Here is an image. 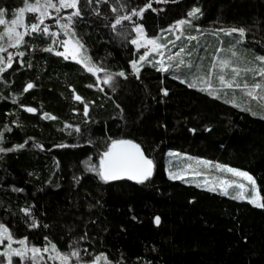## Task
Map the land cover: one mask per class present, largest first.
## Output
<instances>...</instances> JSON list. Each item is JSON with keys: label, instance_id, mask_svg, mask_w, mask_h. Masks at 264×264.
Wrapping results in <instances>:
<instances>
[{"label": "trees", "instance_id": "obj_1", "mask_svg": "<svg viewBox=\"0 0 264 264\" xmlns=\"http://www.w3.org/2000/svg\"><path fill=\"white\" fill-rule=\"evenodd\" d=\"M23 5L0 0L8 22ZM78 10L66 23L71 36L113 79L100 82L81 63L53 51L65 38L55 19L44 24L58 31L56 37L29 32L3 52L0 225L30 249L55 245L67 264H264V207L172 180L165 169L167 152L179 151L247 171L264 203V120L224 100L234 98L257 113L261 102L240 89H219L215 99L188 87L201 70L218 81L211 69L221 47L241 45L239 57H230L237 68L264 66L256 59L264 56V0H79ZM124 16L130 19L113 28ZM184 20L187 38L180 42L191 43L200 70L163 72L153 63L137 74L136 26L157 38ZM232 28L245 29V36L226 35ZM242 73L241 84L261 82L253 72ZM29 83L33 87L25 91ZM113 140L140 145L154 165L148 180L101 179L100 160ZM6 262L0 255V264ZM12 264L37 263L25 256L13 257Z\"/></svg>", "mask_w": 264, "mask_h": 264}, {"label": "snow or ice", "instance_id": "obj_2", "mask_svg": "<svg viewBox=\"0 0 264 264\" xmlns=\"http://www.w3.org/2000/svg\"><path fill=\"white\" fill-rule=\"evenodd\" d=\"M78 3L79 0H58V4L53 2V0H24V5L20 9H18L14 14V18L11 19L10 22L6 21L5 12L3 10H0V26L3 27V32L0 33V52H6L7 48H16L21 43L24 42V36L29 34V32L35 33L39 31H43L44 33H47L49 31L48 26L44 24V19L49 16V9L55 10L56 13H59L61 9L70 8V9H76L72 13V15L79 16L80 12L78 10ZM151 5H148L150 7ZM141 12L133 11L132 15H141ZM33 13L35 14V21L29 20L27 23H25V13ZM199 12V9H194L193 12L190 13L191 16L196 17L197 13ZM68 19H71V16L68 17ZM121 19L127 20L130 19L129 16H124L122 18H117L115 21V24H113V28L116 27V25H119L121 23ZM186 21H181L180 24H184ZM41 25H43V28L41 29ZM67 27V26H65ZM24 28L26 29L25 32H21L18 29ZM137 32L142 33L143 29L138 27L136 29ZM233 33H238L239 37L243 38L245 36V29L243 28H232L225 31L226 35H232ZM55 35V33H53ZM189 39H195V37H190ZM7 41V46H5L4 41ZM133 44H137V46L140 45L138 40H133ZM147 44L153 45L154 50L158 47L157 42L155 40H147ZM65 50L67 51V42H64ZM79 47H82L80 45ZM46 51H52L51 48L45 49ZM184 51L183 48L180 49V52L182 53ZM20 56H23V53H19ZM57 55H62V53H57ZM75 51H73V56L75 58ZM177 56L180 55V53L176 54ZM233 56H236V53L232 52ZM169 59H174V57H169ZM257 60L260 61L261 65H264V57H257ZM83 62L85 67L90 72H99L101 69L96 68L94 65L90 66V62L87 57H82L80 61ZM0 63H4V57H0ZM160 63V67L157 69L158 71L168 72L169 67H165L163 61L158 62ZM184 61L180 60L178 64H183ZM12 64V55L9 54L7 57V67H11ZM230 61L229 60H223L220 59L217 62H214L212 64V68L215 69L217 65L220 69V75H218L217 79L219 80L222 87H227L230 89H240L244 92V95L249 97L251 100L259 101L261 102L259 104V113L256 111H252L248 107H240L241 111H250L253 116H258L259 119L264 120V66L259 68H245L240 69L237 67L231 68L232 78L230 80H226L224 70L229 67ZM133 69L136 71V73H139V68L135 63L132 65ZM5 69L0 68V72H3ZM253 72L256 75H259L261 77V82L259 83H253L251 86H249L247 83H239L238 78L241 76V72ZM118 75L124 76V73L121 72ZM211 75V71L208 74ZM173 78H177L173 76ZM112 79L111 76H108L104 83H109V81ZM197 81L210 86V80L206 78L205 76H198L196 79L188 83V87L196 88L197 87ZM184 80H181V83H184ZM33 87V84L29 83L27 87L25 88V91L28 89H31ZM198 90L200 91H207L209 95L213 96L215 99H219L220 97L216 95V91L213 90L209 91L206 87H200ZM260 90V91H257ZM167 91H164V95H167ZM77 100H80L81 98L79 96H76ZM225 103H232L233 107H238L235 103V99L233 98L232 101H229L227 98L224 100ZM29 112H34L35 109L28 108L26 109ZM85 112H87V106L85 108ZM47 115V114H46ZM52 119H55V117H51ZM79 131V129H76ZM2 136V134H0ZM14 149H8V151H12ZM5 151V149L0 148V152ZM197 163H202L204 165H209L210 162L208 161H197ZM153 161L149 159L144 152L142 151L140 145L130 141V140H113L111 143V146L108 148V150L103 154L101 160H100V170L98 172V175L101 177L102 180L107 182L110 179H120L123 177H127L128 179H135L138 183H144L146 180H148L153 173ZM215 168L220 171H224L227 173H231L232 176L240 178L242 181H246L247 185L251 186V197L248 198L249 203H254L257 207H264V204L262 203H256L258 198L260 197V191L256 186V180L254 177L249 175L247 172L232 169L230 167H226L220 164H216ZM170 179H183L182 175L176 174L173 175L170 173L169 175ZM219 184L221 185L220 188V194L222 195H229V188H232L235 186V188L241 189L242 191L238 192L236 195H233L232 199L237 198H247L244 196V191L246 189L245 183H237L236 181H230V180H223L219 181ZM208 190L214 191L215 188H209ZM35 223V222H34ZM155 223L157 225L160 224V218H155ZM4 240H7L8 243V250L5 252H0V255L5 256L9 260V264H11V257L12 256H18L21 259H23L26 256V253L28 251L27 248H21V249H14L12 248V236L8 233V229L5 228L3 225H0V243H2ZM19 244L25 245L26 241L21 239L18 241ZM52 250L55 251V245H52ZM40 250L37 248H32L31 252L33 257H35L36 253ZM72 256H79L78 252L71 253ZM63 264H66L68 257L67 256H61L60 257ZM103 259V258H97Z\"/></svg>", "mask_w": 264, "mask_h": 264}, {"label": "rangeland", "instance_id": "obj_3", "mask_svg": "<svg viewBox=\"0 0 264 264\" xmlns=\"http://www.w3.org/2000/svg\"><path fill=\"white\" fill-rule=\"evenodd\" d=\"M53 2L58 4V0H53ZM74 11H76V9L65 8V9H61V11L59 13H56L55 10L49 9V16L44 19V23H45V21L48 22L52 19H55L56 22L59 21L60 26L57 22L58 26L60 27L59 34L63 33L65 35L64 40L60 41L58 43V45H55V48L53 49V51L55 53H62V56L64 58H68V59H71V60H74L77 62L80 61L82 57H87L89 62H90V66H92L93 63L91 62L87 53L83 50L82 47H79L80 44L71 36V34L68 30V27H65V26H67L66 23H67L68 17L75 16V15H72V13ZM28 14H33V13H30V12L25 13V23H27ZM184 21H186V20H184ZM180 22L181 21L177 22V24L171 29V31L166 32V33H162L161 36H159L157 38L147 37L143 27L141 25L136 26V29L138 27L143 29L142 33H139L136 31V37L134 39V40H138L140 45H142V46L138 47L137 44H134L136 49L139 51V55H138L137 60H135L133 63H135L137 65L139 70H141V68L145 64H153V63H155L159 68L160 63H158V62H160V61H163L165 67L171 66V67H169V70H174V68H176L179 72H181V71L185 72V71H190V70H193V72H194L195 70H200L199 62H197V61L193 62L192 61L193 60L192 50L194 48L190 45L191 43L190 42L183 43V41L180 42L183 35H185V38H187L186 33H185V27H186L185 24L188 23L186 21V23L180 24ZM3 27L4 26H0V33L3 32ZM41 28H43V25H41ZM18 30L21 32L26 31V29H24V28H20ZM48 32L52 33L53 31L49 30ZM53 33H55V35H53L54 37H56L58 35V31H54ZM169 34L170 35L172 34L173 38H169ZM230 37H234L235 39H240L238 34L231 35ZM147 40H155L157 42V45H159L160 47H158L154 50L153 45L146 43ZM64 42H67V49H68L67 51L65 50ZM4 44H5V46H7L6 40L4 41ZM237 45H238V47H237ZM181 48L184 49V51L182 53L180 52ZM240 48H241V45L236 44L234 46V48L221 47L220 49L224 50V53L228 54L227 52H225V50H228V51L231 50L232 52L234 51L235 53H237V52H239ZM73 51H75V53H76L75 58L73 56ZM7 53H9V52H7ZM177 53H180V55L177 56L176 55ZM224 53H221V52L218 53L214 57L213 63L217 62L220 59L229 60L230 61L229 67L224 70V74H225L226 80H230L231 79V77H230L231 68L236 67L233 60L230 57H236L237 55L231 56L229 54L230 56L225 57ZM0 57H4L3 52H0ZM169 57H174V59H169ZM237 57H239V56H237ZM258 57H264V56L258 54ZM178 59H179V61L183 60L184 63L177 65L176 63H177ZM79 63H81L85 67L83 62H79ZM211 71L215 75L216 79H217L218 75L221 74L218 65L214 70L212 68ZM201 72H203V71L201 70ZM201 72H200V76H203V73H201ZM91 73H93V72H91ZM93 74H95L97 76V78L99 79L100 82H104L108 76H111L109 74H105L102 71L95 72ZM176 74H177L176 76H178V73H176ZM244 76H245V74H243L241 72L240 77L242 78L243 81H245ZM111 77L113 79V76H111ZM194 79H196V78L192 77L190 81H193ZM111 80L109 81V83L111 82ZM197 87H206V88H208L209 91L215 90L216 87H217L216 90L228 89L227 87H222L219 80L216 83L210 81V86L205 85V84L197 81ZM216 95H218V94L216 93ZM228 100L232 101L233 98L232 99L230 98ZM235 103L237 105H239V107H241L239 102L235 101ZM197 161H208V162H210V164L206 166L202 163H197ZM216 164H220V165H223L226 167H230L232 169L244 171V170L234 168V167L226 165V164L214 162V161L204 159V158H200V157H195V156L185 154V153H182L179 151H168L167 152L165 169H166V173H167L168 177H169L170 173L173 175L179 174V175L183 176V179H172V180H180V181H183L185 183H190V184L196 185L200 188H203L205 190H208L209 188H215L214 192H220L221 185L219 184V181L230 180V181H236L237 183H245L246 189L243 191H244V196L247 198H237L236 200L249 203L248 198H250L252 195L251 186L247 185L246 181H242L240 178L232 176L231 173H227L224 171L217 170L215 168ZM244 172H247V171H244ZM247 173L249 175H251L252 177H254L251 173H249V172H247ZM256 186L259 189L257 181H256ZM208 191H210V190H208ZM228 191H229V195H227V196L232 197L233 195H236L238 192H240L242 190L235 188V186H233L232 188H229ZM259 191H260V189H259ZM256 203L264 204L261 192H260V197L258 198ZM250 204L253 206H256L254 203H250ZM18 241H19V239H13L12 245H11L12 248H14V249L27 248L28 251L26 253V256H29L32 259H34L37 264H40L41 262H45L47 264H51V263L63 264V262L60 259V257L63 255L57 253L56 251H53L52 248L40 250L39 252L36 253L35 257H33L31 249L29 247H27L26 244L25 245L19 244ZM8 243L9 242L7 240H4L2 243H0V245L3 246V249H2L3 252L8 250V248H7ZM13 257L18 258V256H12L11 257V264H12ZM48 261H50V262H48ZM6 264H9L8 258H7ZM66 264H67V262H66ZM92 264H109V263L107 260H102L99 262L96 261Z\"/></svg>", "mask_w": 264, "mask_h": 264}, {"label": "water", "instance_id": "obj_4", "mask_svg": "<svg viewBox=\"0 0 264 264\" xmlns=\"http://www.w3.org/2000/svg\"><path fill=\"white\" fill-rule=\"evenodd\" d=\"M130 141H132V140H130ZM132 142H134V141H132ZM134 143H136V142H134ZM137 144V143H136ZM142 149V148H141ZM142 151L144 152V154L148 157V155L145 153V151L142 149ZM149 158V157H148ZM150 159V158H149ZM120 179H126V180H131V181H136L135 179H128L126 176L125 177H123V178H120ZM137 182V181H136Z\"/></svg>", "mask_w": 264, "mask_h": 264}]
</instances>
